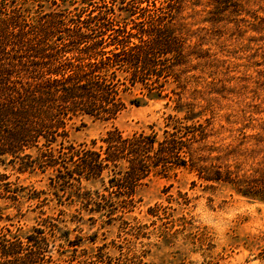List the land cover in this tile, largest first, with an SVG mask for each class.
<instances>
[{"label": "trees", "instance_id": "trees-1", "mask_svg": "<svg viewBox=\"0 0 264 264\" xmlns=\"http://www.w3.org/2000/svg\"><path fill=\"white\" fill-rule=\"evenodd\" d=\"M29 1L0 0V264L111 262L104 254L99 263L80 262L74 254L55 258L44 227L12 234L2 200L38 198L45 191L26 192L8 166L48 173L57 196L111 219L137 207L138 189L148 179L176 178L182 170L196 176L193 182H223L264 203V120H216L210 107L190 99L200 94L190 56L209 52L190 43L194 32L181 15L185 0H122L126 5L118 9L126 16L117 11V0L91 7L82 0L74 12L44 10L38 3L33 15ZM212 1L215 22L242 10L236 0ZM168 82L176 84L171 92L177 112L167 115L161 134L114 127L89 142L70 139L79 115L115 118L125 108L124 93L139 87L145 96L160 97ZM85 181H100L103 190L88 189ZM257 257L264 260V233Z\"/></svg>", "mask_w": 264, "mask_h": 264}, {"label": "rangeland", "instance_id": "rangeland-1", "mask_svg": "<svg viewBox=\"0 0 264 264\" xmlns=\"http://www.w3.org/2000/svg\"><path fill=\"white\" fill-rule=\"evenodd\" d=\"M236 1L242 10L218 22L210 19L212 0L184 1L181 15L194 32L190 43H200V49L209 52L204 58L190 56L189 72L197 76L200 90L190 99L196 97L202 107H210L216 120L230 116L264 120V0ZM88 2V7L101 4V0ZM38 3L44 10L72 12L85 4L82 0H30L26 5L32 15ZM118 5L126 2L117 0L116 8L122 16L129 14ZM194 86L189 85L188 91ZM174 87V82H168L162 96L153 98L139 87L124 93L125 108L112 119L79 115L70 139L89 142L114 127L126 134H161L167 115L177 112ZM138 97L143 98L140 105L132 102ZM0 169H4L1 163ZM6 171L12 180L19 176L26 192L45 191L38 198L2 200L11 217L6 225L21 236L44 227L55 258L74 254L80 262L99 263L104 254L110 264H264L257 257L264 233V203L237 194L226 183L193 182L196 176L187 170L179 171L176 178L153 176L139 187L137 207L122 217L116 212L111 219L105 211H89L66 195L57 196L48 185V173H18L11 166ZM84 185L103 190L100 181Z\"/></svg>", "mask_w": 264, "mask_h": 264}]
</instances>
